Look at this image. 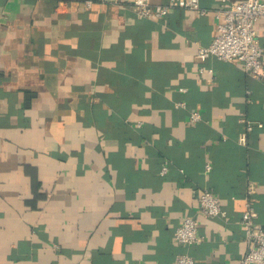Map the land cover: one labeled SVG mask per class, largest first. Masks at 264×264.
Instances as JSON below:
<instances>
[{
    "label": "crops",
    "instance_id": "1",
    "mask_svg": "<svg viewBox=\"0 0 264 264\" xmlns=\"http://www.w3.org/2000/svg\"><path fill=\"white\" fill-rule=\"evenodd\" d=\"M85 1L0 0V264H241L247 198L264 229V78L196 58L220 0L159 18ZM255 29L264 43V15Z\"/></svg>",
    "mask_w": 264,
    "mask_h": 264
},
{
    "label": "built area",
    "instance_id": "2",
    "mask_svg": "<svg viewBox=\"0 0 264 264\" xmlns=\"http://www.w3.org/2000/svg\"><path fill=\"white\" fill-rule=\"evenodd\" d=\"M90 5V0L85 1ZM176 5L204 13L199 0H169L153 3L151 0H133L136 13L140 16L162 17L170 7ZM264 15V0H220L215 9L216 32L211 41L206 45H199L196 58L204 61L212 55L222 60H237L244 70L255 76L264 78V43L257 40L255 22L258 17ZM205 68L200 66V70ZM211 72L210 68H206ZM189 118L196 121L201 118L198 110L191 111ZM251 123L247 121V128ZM209 169L210 164L206 163ZM167 169L161 167V173ZM199 209L206 216H222L225 214L220 198L209 189H203L197 198ZM256 210L247 198L244 202L240 221L243 224L244 236L248 248L241 258V264H264V229L253 227ZM174 241L181 245H189L200 240L198 233V221L192 215H185L175 227ZM172 264H196L194 258L186 251L178 252Z\"/></svg>",
    "mask_w": 264,
    "mask_h": 264
}]
</instances>
